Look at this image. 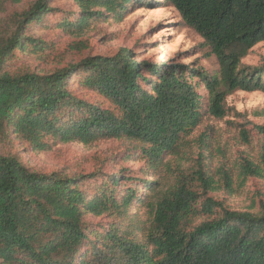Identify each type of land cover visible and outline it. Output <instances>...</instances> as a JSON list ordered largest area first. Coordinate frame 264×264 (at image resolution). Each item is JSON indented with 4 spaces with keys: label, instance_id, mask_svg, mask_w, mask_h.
I'll return each instance as SVG.
<instances>
[{
    "label": "trees",
    "instance_id": "obj_1",
    "mask_svg": "<svg viewBox=\"0 0 264 264\" xmlns=\"http://www.w3.org/2000/svg\"><path fill=\"white\" fill-rule=\"evenodd\" d=\"M19 1L0 0V12ZM49 1L0 17V141L14 136L44 151L117 139L118 155L143 164L139 171L44 173L18 152H0V264H264V204L232 209L211 195L233 191L229 172L216 180L198 158L188 168L170 164L204 117L226 115V96L264 92V63H242L264 41V0H73L76 9L66 11ZM136 3L174 7L217 69L138 60L121 47L49 73L8 70L19 55L47 47L34 27L79 35L93 22L121 20ZM251 127L240 136L257 157L241 158L240 184L264 180V125ZM252 132L257 150L249 146Z\"/></svg>",
    "mask_w": 264,
    "mask_h": 264
},
{
    "label": "rangeland",
    "instance_id": "obj_2",
    "mask_svg": "<svg viewBox=\"0 0 264 264\" xmlns=\"http://www.w3.org/2000/svg\"><path fill=\"white\" fill-rule=\"evenodd\" d=\"M30 2L32 0L8 2L0 12V17L22 10ZM49 4L59 11L76 9L73 0H50ZM32 34L46 41L47 47L42 51L19 55L7 65L8 70L27 69L38 74L49 73L67 64L77 63L87 55H110L121 47L130 49L138 60L191 63L194 67L200 66L209 71L218 67L215 57L209 55L208 48L203 46L201 36L183 23L174 7L161 3H136L121 20L110 18L93 22L79 35L44 26L34 27ZM242 63L249 66L263 64L264 41L255 44ZM225 104L226 115L220 119L204 117L193 132L185 153L172 158L170 164L174 169L188 168L198 158L199 163L204 164L216 180L221 179L219 173L229 172L233 191L220 188L211 195L223 199L232 209L259 210L264 204V180L249 177L240 184L237 166L243 156L257 157L256 151L249 150L251 147L244 143L240 131L243 128L251 130L255 124L264 125V92L237 90L226 96ZM252 135L249 146L257 150L260 139L253 132ZM122 148V141L117 139H100L90 144L55 143L44 151H31L14 136H10L7 141H0V152H18L28 167L44 173L55 170L67 174L96 170L111 172L119 168L139 171L142 160L136 157L125 160L124 156L118 155ZM87 219L97 223L103 217L89 216Z\"/></svg>",
    "mask_w": 264,
    "mask_h": 264
}]
</instances>
